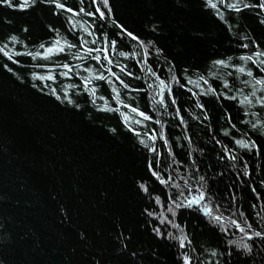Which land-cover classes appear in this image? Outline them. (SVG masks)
<instances>
[{
    "label": "snow or ice",
    "instance_id": "snow-or-ice-1",
    "mask_svg": "<svg viewBox=\"0 0 264 264\" xmlns=\"http://www.w3.org/2000/svg\"><path fill=\"white\" fill-rule=\"evenodd\" d=\"M122 2L132 4L0 0L34 15L43 32L34 38L36 25L0 18V75L56 113L99 119L143 162L132 181L140 207L134 220H113L111 241L78 226L57 192L59 223L73 238L62 234L56 258L44 259L51 253L32 246L36 233L20 234L0 214V264H264V0H199L222 37L202 64H182L160 43L162 24H137L120 13ZM190 2L140 0L177 10ZM100 196L101 205L115 198L107 188ZM6 197L0 191V207Z\"/></svg>",
    "mask_w": 264,
    "mask_h": 264
},
{
    "label": "trees",
    "instance_id": "trees-1",
    "mask_svg": "<svg viewBox=\"0 0 264 264\" xmlns=\"http://www.w3.org/2000/svg\"><path fill=\"white\" fill-rule=\"evenodd\" d=\"M120 13L137 24L154 17L163 26L160 43L170 53L178 54L182 64H202L213 52V44L222 41L212 17L201 11L199 0H191L186 9L180 10L163 3L148 7L132 0L131 5L121 3ZM0 18L12 19L15 28L36 25L34 38L43 34L34 15L0 8ZM107 123L110 127L115 122ZM192 124L200 133L194 121ZM0 145L9 149L0 150V191L8 193L0 214L10 217V228L20 234L30 235L28 229L36 233L32 246L39 244L51 253L44 259H55L56 249L61 247L58 238L68 236L67 225L59 223L58 205L51 194H60V202L72 209L78 226L89 231L103 229L109 241L112 237L108 233L114 235V219H135L133 212L140 202L134 198L132 181L143 174L142 159L130 140L105 135L99 119L89 124L82 117L56 113L48 101L0 75ZM22 184L29 190L23 191L19 187ZM106 188L115 198L101 205L100 193ZM245 196L252 199L247 190ZM206 235L210 236L203 230L198 233ZM24 255V249L17 250L18 258Z\"/></svg>",
    "mask_w": 264,
    "mask_h": 264
}]
</instances>
